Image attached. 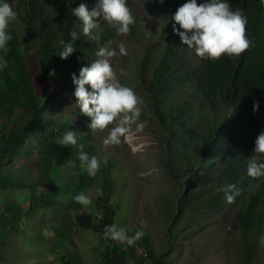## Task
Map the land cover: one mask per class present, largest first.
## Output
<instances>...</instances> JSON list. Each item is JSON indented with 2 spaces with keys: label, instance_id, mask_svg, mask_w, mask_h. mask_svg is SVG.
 <instances>
[{
  "label": "trees",
  "instance_id": "1",
  "mask_svg": "<svg viewBox=\"0 0 264 264\" xmlns=\"http://www.w3.org/2000/svg\"><path fill=\"white\" fill-rule=\"evenodd\" d=\"M169 2H170V0H167L166 5H170ZM228 2L230 3L232 10H236V9L242 10L243 14L247 18L246 32H247L249 40L251 41L250 49L247 51V53L244 54L243 57L238 58V59H236L235 57L230 58L227 55H224L216 63L205 62L202 65V67H203L202 68V75H201L202 80L200 81L201 89L205 93L203 94V96L201 98H199L196 101H184L181 99H178L175 102L173 101V102H171V105H170V111L168 113L164 114L162 117L160 116L161 111H160V106L158 104L156 106V110L149 117L155 118L156 116H159V119L162 121V123H165L166 126L170 128L169 130H167V135H168V140H169L171 147H172L171 152H172V154L176 155L174 160H173L174 162L176 161L174 163V170L176 169L175 171H180L182 176H184V174L186 173L187 170L189 173H193V174L196 173V170L198 168L197 167L198 161L205 156V152L208 153L209 162H211V161L218 162L219 161V162L223 163V168L219 172H217L215 174H213V173L210 174V172H209L208 177L206 179H204L202 182H200V185L203 186V191H200V192L192 191V192L188 193L189 200H191L190 208H188V209H191V210H189L191 212V214H190L191 217H195V216L199 215L200 213H202L205 210L204 208H206V207L207 208L205 211L210 213V215L208 213V219H212L214 217V213L216 212L215 209L221 207L225 203V199H223L224 193L217 191L219 186L221 187L222 185H226V184H236L237 187H239L241 189L242 193L249 192V194L247 195L249 197L244 196L241 198V196L238 195L237 198L235 199L238 202H242V208L240 209V211L237 215L236 226L239 227V230H240L241 236H242L240 238V242H241V246H242L241 253H242V256H245V258H246L245 261L248 263L253 258V256L256 254V252L258 250L260 242L258 243L257 240H259V238L261 236H264V235H262V234H264V187H263L264 186L263 185L264 184V178L261 179L260 181H257V183L255 180H253L249 177L247 179L243 178L244 173H242V172H244L243 171V169H244V162L243 161L244 160L242 159V157L240 155L245 149H247L249 147H255V140H256L257 136L259 135V133L262 130H264V9L261 8V5L258 3L257 0H228ZM43 4H44L43 0H19L20 12H19L18 17L21 19V21L23 23V27L21 28L19 26L20 28L18 27L17 30L12 34V39H11L9 46H8L10 49L8 54L6 56L4 54H2V60L6 61L7 67L0 68V128L2 127L0 129V166L3 165L0 167V174H1L0 175V216H1L0 218L2 219V220L0 219V244H4V245L9 244L7 246H11L10 245L11 243L12 244L15 243V245H16V242H15L16 239L13 237H15L14 234H16V235L20 234V232H19L20 227L19 226H21V224L23 223L24 216L27 217V216H30L34 211H36V212L44 211L45 209H48V208H50V210H52V209L58 210L61 208L64 210H71V215H69V218L67 219L66 222H64V223L59 222V223L53 224V226L56 227L59 230V232L62 231V232H60L61 235H64L65 223H70V224L72 223L71 224L72 226L75 223L76 225L81 226V225L86 224V223L87 224H89L91 222L94 223V220L97 221L94 225H97V232H100L101 236H103L104 227L106 225H111L113 223L119 225L120 227L126 228L128 234L133 235L135 233V231L140 230V228H136L135 230H134V228L130 229L129 224H127L125 222L123 223L121 220L114 221L116 218V211H115V209H113L114 204L112 203V200H113L114 196L111 194L113 191L111 190L110 186L101 187L99 197L97 195H94L92 197L89 195L90 189L92 188V186H95L92 178L85 176V174H83L82 172H73L71 174L70 171H66V172L60 173L61 174L60 175L59 171L53 170V169H55V167L58 166L59 163H61L60 161L57 162L56 156H55L56 154L59 153L58 150H55V151L49 150L45 155L41 154L39 156L38 163H33L31 155H32L33 150H34V146L30 144L29 148H28V152H26V155L30 159L29 160L30 162L28 163L25 161L24 163L21 164L22 173L24 172V178L20 177L19 181L15 183L14 188H13V185L11 183H8L10 178L7 177V168H8L7 163L9 161V159L11 158V156L16 155V154H21L24 151V149L26 148V146L29 143H32L33 140H37L38 142H42V144H44L45 147H48L53 142L52 138L55 137L54 138V140H55L57 137L56 135H58V132L62 133V130H66L68 123L71 122L70 116L54 115L52 112L53 109L46 107V105L44 104L43 95H41L40 93H38V91H35V89H34L33 80L34 79H41V77L42 78L47 77L50 74L52 68H56L57 70H60L59 72H61V76L65 77L67 72L71 73L73 70H77L78 68L84 66V64H86L87 62H90L91 60L97 59L96 58L97 56L95 55V53L98 50V46L95 42H92V44L90 42L88 45L89 48H86L85 53L80 55L78 49H80L83 46V41H77L76 40L75 41V47H77V48H76L75 53H73L68 59L61 60L58 53H60L62 51V48L58 44V41L60 39H64L65 41L69 40L70 39L69 32L73 31V29L69 26V23H68L69 22V16L65 11L57 10L56 12L58 14H61V15H59L58 18H53L51 13L49 14L48 6L45 4L43 5ZM29 5H31V7ZM25 12H26V14H24ZM46 19H48V20H46ZM102 23H101V28L103 29V33H102V37H101V41H100V46L107 47V46L111 45L114 40H116L122 36L117 35L115 29L111 28L106 22H102ZM67 26H68V28H67ZM56 28H57V30H56ZM25 33H26V35H25ZM20 34H21V36H20ZM22 34L24 35L23 38L31 37L33 39V45H31L29 43V47L33 46L32 47L33 49L38 48V54H37V60L38 61L36 60V65H37L38 70H35L33 67H31V69L29 70L28 61H27V58L25 57L26 53L28 52L29 49H28L27 45H25L21 42ZM132 34H133V29H131L129 35L122 37L124 44L127 43L128 39L132 36ZM45 42H46V44H45ZM36 44H37V46H36ZM41 46H42V48H41ZM21 47H22V49H21ZM48 52H50V53H48ZM39 54H40V57H39ZM48 54L51 55V58H53L57 54V58L50 59ZM17 55H18V57H17ZM185 55H186V57L188 55H190V52L188 51V49L186 47L180 49L179 47H177L173 43L166 40V41H164L163 48L159 53L158 65H156V64L151 65L152 63L146 64L145 65V71L148 72V69H149L152 72L153 78L160 79V78H162L164 73H166L168 70H172L176 67V69H174V72L172 74H170V77L172 78L173 81H178L179 79H184V77H185L184 73H181L178 70H183L185 68L186 62L184 60H182L185 58ZM72 56H73V58H72ZM42 57H47V58H42ZM24 59H25V61H24ZM75 59H76V61H75ZM124 60H125L124 57L120 58L121 62H124ZM50 62L52 63L53 66L51 65ZM59 63H60V66H59ZM55 64H57L58 66ZM67 64H68V66H67ZM177 64H178V66H177ZM19 65H21V66L17 67ZM47 65H51V66L48 67ZM210 71H211V73H210ZM15 75H16V77H15ZM166 75L168 76V73ZM177 75H178V78H177ZM28 76H29V78H28ZM6 77L8 78L6 81L7 84L5 83ZM24 77H26V78L24 79ZM31 77H33L34 79ZM145 77L148 78L146 74H145ZM18 79H19V81H17ZM24 80H26V81H24ZM235 81H236V83H235ZM9 82L13 83L12 86H11V83H9ZM14 82H15V84H14ZM221 83H222V85H221ZM233 85H236L237 87L233 86ZM22 86H24V87H22ZM16 88H18L20 90H18V89L16 90ZM151 88L155 89L153 87H151ZM222 88H223L224 92H223ZM13 89H15V90H13ZM225 90H226V92H225ZM12 91H13V93H12ZM234 93H235V95H234ZM10 96H11V98H10ZM223 96H224V99H223ZM226 96H228V97H226ZM18 97L20 99H18ZM9 99L12 100V102ZM17 101L21 102V103H18ZM27 101L30 103L29 107H28ZM254 101L259 102V110L255 111V112L253 111V102ZM4 102H5V104H4ZM57 102H58L57 104H59V105H64L67 102V99L65 96H58ZM153 102H155V99L150 101L149 105H151ZM186 102L187 103L189 102V103L187 104ZM242 103H243V105H242ZM35 104H36L37 108L39 107L38 109L35 107ZM15 105H16V107H15ZM17 105H19V106H17ZM44 105H45V107H44ZM180 105H182V106H180ZM12 106H14V107H12ZM21 106L23 108H21ZM220 106H222V107L220 108ZM245 106H246V108H245ZM27 107H28V109H27ZM42 108H43V110H42ZM202 108H204V109H202ZM31 109L33 111H30ZM41 110L43 112H41ZM214 110H216V113ZM25 114H28V115H25ZM232 115H233V117H232ZM25 116H27V117H25ZM199 118H201V119H199ZM42 121H44V122H42ZM219 121H220V123H219ZM195 122H197V123H195ZM215 122H216V124H215ZM46 123L48 124V126H45ZM252 123L255 125H253ZM2 124H4V125H2ZM243 124H244V128H241V126H243ZM28 125H30V126H28ZM246 125H248V126H246ZM29 127H30V129H28ZM229 128H231V129H229ZM11 129H13V130H11ZM16 129L18 132L16 131ZM23 129H25V130H23ZM53 129H55V130H53ZM182 130L184 133H182ZM217 130L219 131V133ZM226 130L227 131L232 130V131L227 132ZM21 131H22V133H21ZM236 131H238L239 133ZM14 132H16L17 135L18 134L19 135L17 136ZM235 134H236V136H235ZM226 135H228V137H226ZM229 136H231V137H229ZM236 139H238V140H236ZM7 140L9 141V143H7L8 142ZM241 146L243 148L244 147L245 148L243 149ZM226 147H228V148H226ZM224 148H225V150H224ZM18 149H19V151H18ZM237 150H239V151H237ZM227 151H229V153ZM217 152H218V154H217ZM225 153H227V154H225ZM195 155L197 156V158L199 160L196 159ZM212 155L216 158L212 157ZM218 155L220 157H218ZM225 157H226V160H225ZM217 158H218V160H217ZM192 161H193V163H192ZM235 163H237V164H235ZM226 164H228V165H226ZM235 165L237 168L235 167ZM56 172H57V174H56ZM35 173L37 175H35ZM49 173H50V175H49ZM54 174L56 176H54ZM238 175H240V176H238ZM1 176H2V179H1ZM76 177H77V179H76ZM6 178H7V180H6ZM227 178H230V181ZM20 179H22V180H20ZM57 180H58V182H57ZM64 180L67 181V183L64 182ZM68 181H69V183H68ZM82 181L84 184L82 183ZM25 182H26V184H25ZM63 182L65 183V185ZM203 182H205L204 185L202 184ZM218 182H221V184H219ZM19 183L21 186L19 185ZM247 184H248V186H247ZM56 185L58 186V188H56L57 187ZM24 186L26 188H24ZM61 186L67 190L66 194H65L66 190L65 189L63 190V188ZM80 186L81 187L83 186V187L81 188ZM209 186H210V188H209ZM260 187H262V188H260ZM85 188H87V189H85ZM206 188H208L209 190ZM215 188H217V189H215ZM57 189H58V191H57ZM4 190H6V191H4ZM19 190L25 191L26 194L31 195V196L27 195L26 200H25V198H22V197L15 198V202L16 203H24L25 201H28L31 203V207L26 206V207H22V208L17 210L16 203H14L11 200V197H12L11 194L13 193V196H14L15 192L17 193V191H19ZM68 192H70L71 198L67 197ZM81 192H83V193H85L91 197V199L94 203V204L92 203V205H90L91 208L89 206L87 208H85L84 206L81 207L80 204L73 202L74 201L72 199L73 196H75L76 194H79ZM58 195H60V197ZM178 197L180 199L181 204L186 202V197L184 195L183 196L179 195ZM204 197L207 199V202L204 199ZM60 198H62V199H60ZM250 198H251V200H250ZM66 199H68V202H66L67 201ZM9 200H11V201H9ZM56 200H57V202H56ZM32 201H34L36 203H34ZM248 201H250V202H248ZM213 202H214V205H213ZM40 203L41 204L43 203L42 204L43 207ZM56 203L59 206H57ZM209 204H210V206H209ZM76 205L78 207H75ZM97 206H99V207H97ZM192 206H194V207L196 206V207L194 208ZM217 206H219V207H217ZM2 208H4V211H2ZM9 208H10V210H9ZM210 208H213V209H210ZM13 209H15V210H13ZM213 210H214V212H213ZM76 211L81 213V215L77 214ZM86 211H88V212H86ZM11 212H12V214H11ZM194 212H196L197 215ZM13 213H14V215H13ZM28 213H30V214H28ZM43 213H45V211ZM5 215H7V216L5 217ZM9 215L13 216V217H10ZM17 215H19V216H17ZM20 215H22V217ZM101 215L103 217L100 219ZM256 217H257V219H255ZM13 218H15V220ZM20 218H22V219H20ZM104 218H106V220ZM258 218H259V220H258ZM80 219H82V222H79ZM167 219L170 220L169 221L170 224L168 226L169 228H168L167 236H168L170 245H172L174 240L177 238L179 231L182 230V228L183 229L187 228L188 224L186 222H182V221L180 222L177 220H173L169 213L167 214ZM69 220H71V221H69ZM7 221H8V223L12 221L11 224H12V228L14 227L13 230H12V228L10 230L11 224L9 223L10 225L8 226V224L6 223ZM200 222H201L200 219L197 220V223H200ZM249 223H251V224L249 225ZM15 224H16V226H15ZM17 224H18V226H17ZM172 224H173V226H172ZM257 226H258V228H257ZM5 227H6V229H5ZM132 230H134V231H133V233L130 234V232ZM4 232H5L6 236L4 235ZM2 233H3V235H2ZM258 234H259V236H258ZM174 236H175V239H174ZM243 236H244V238H243ZM255 237L257 239H255ZM242 238H243V240H242ZM12 239L15 241L12 242L13 241ZM10 241H11V243H10ZM143 241H145V242L143 243ZM141 242L143 243V246H142ZM254 242L255 243L257 242L256 245ZM139 243H140L142 248L140 247ZM251 243H253L254 245ZM119 245L120 244L117 241H114V245H112L110 243L104 244L103 245L104 249L105 250L107 248L108 249L104 252L103 260L99 264H101V263L102 264H108V263L109 264H123L122 260L127 259V258L133 259L134 264L136 262H137L136 264H171L172 260L168 256L169 247L162 248V247L158 246L155 243V241H153L151 239V235L149 233L145 232V235L143 236V238L141 240L137 241L136 244L134 245V247L128 246L127 244H123L124 247H126L128 250H122ZM59 247H60V245H59ZM3 249H6V248H2V251H3ZM136 249L137 250L140 249L141 251L140 250L136 251ZM107 252H109V253H107ZM245 252H246V254H245ZM4 257L6 258L7 254L2 253L0 255V260L5 263L8 260L4 259ZM14 258H15V256H14ZM135 260H137V261L135 262ZM0 264H3V263H0Z\"/></svg>",
  "mask_w": 264,
  "mask_h": 264
},
{
  "label": "clouds",
  "instance_id": "2",
  "mask_svg": "<svg viewBox=\"0 0 264 264\" xmlns=\"http://www.w3.org/2000/svg\"><path fill=\"white\" fill-rule=\"evenodd\" d=\"M43 1L48 6L49 14L51 13L53 18H58L61 15L56 12L57 10L65 11L69 16V26L73 29L69 32V40L60 39L58 41L62 48V51L58 53L61 60L68 59L76 51V40L83 41V46L79 49L80 55L85 53L90 42H95L98 46L95 53L97 59L87 62L71 73L67 72L65 77L61 76L59 70L52 68L47 77L38 79L42 84L39 85L37 79L33 80L34 89L43 95L46 107L52 108L54 115L70 116L71 122L68 123L66 130H62V133L58 132L56 139L48 147H44L42 142L33 140L32 144L29 143L21 154L11 156L7 163V177L10 178L9 182L13 186L20 177H24L21 164L30 160L26 155L30 144L35 146L31 155L32 161L36 157V161L33 163H38L41 154L45 155L49 150H58L59 154L55 156L57 162L61 163L53 170L59 171V173L70 171L71 174L82 172L92 178L95 188L90 189V196H99L101 187L120 184L127 188L135 185L141 156L146 147L140 149L139 154L129 161L130 165L125 169H118L120 161L114 155L111 156L112 150L123 145L133 146L129 137L136 131H143L147 119L153 120L163 133H167L170 128L162 123L159 116L149 117L156 110V106L159 104L162 117L170 111L173 101L178 99L198 100L205 93L200 86L202 65L205 62L216 63L224 55L230 58H241L251 46L246 32V16L240 9L232 10L228 0H170V5H166L167 0H142L141 8L134 0ZM257 1L264 9V0ZM19 12V0H0V68L7 67L6 61L2 60V54L5 56L8 54L12 34L19 27L14 25L15 19L23 27V23L18 17ZM154 13L159 16L157 20H153ZM142 18L147 19L142 20ZM102 22H106L115 29L119 36H127L133 29L131 37L136 40L137 49L145 58L142 68L136 65L137 78L138 75L142 77L141 85L147 95L140 93L134 78L125 75L129 70L122 68L123 63L131 59L132 55L127 51L129 48L123 42L118 45V49L100 46L103 33ZM156 34L158 35L156 41L150 46L145 45L144 42ZM23 37L22 34L21 42L29 49L26 53L29 70L31 67L38 70L36 65L38 48L29 47V43L33 45V39L29 40V38ZM166 40L180 49L186 47L190 52V55L183 59L186 62L185 68L178 70L184 73V79L172 80L170 74L176 67L168 70L160 79L153 78L149 69L148 72L145 71L146 64L158 65L159 53ZM131 53H133L132 50ZM192 56L197 59L195 67L191 65ZM121 57L125 58L124 62L120 61ZM53 58H57V54ZM116 59L120 63L116 62ZM145 74L148 78L145 77ZM48 80H50L49 83H47ZM175 88L179 94L177 93L175 98H171L170 92ZM44 94L55 95L54 100L52 98L45 99ZM58 96H65L67 102L64 105L57 104ZM154 99L155 102L149 105L150 101ZM145 105L148 106L151 114L146 115ZM64 106L71 107L68 114L63 112ZM258 110L259 102L254 101L253 111ZM182 133H184L183 130ZM166 142L169 144L166 157L158 159L154 166L162 168L167 178L171 179L181 172L174 170L175 162L173 160L176 155L171 152L172 147L168 138ZM240 156L244 160L245 179L249 177L257 183L264 178V130L257 136L255 147L245 149ZM196 159L198 158L196 157ZM204 166L207 168L206 171L202 169ZM222 168V162H209L208 153L205 152V156L198 161L195 174L189 173L188 170L184 176L181 174V180L178 184H174L171 190V193H174L177 198L179 210H188L191 203L188 193L202 191L203 186L200 185V182L208 177L209 172L216 173ZM152 174H154V170L145 171L140 176V180L142 181L144 177ZM103 181L105 183H102ZM92 190H95L96 193L93 194ZM217 191L224 193L225 203L216 208L215 213L234 211L233 227L239 231L241 238V232L236 226V219L242 208V202L235 199L238 195L247 196L249 192L242 193L236 184L222 185ZM66 192L67 190L65 194ZM111 194L115 196V193ZM179 195H184L186 202L181 204ZM90 196L81 192L73 196L72 199L87 208L93 203ZM67 197L71 198L70 192ZM164 199L166 196L161 198V200ZM112 203L115 204L114 200ZM172 203L173 199L164 202L163 209H165V213L170 214L173 220H176L167 209ZM46 210H50V208ZM41 212L44 211L33 212L26 217L27 221ZM76 213L81 215L77 211ZM102 217L101 215L100 219ZM114 221H117V217ZM44 223H46L44 228L48 232L54 231H49L51 224L46 221ZM168 226L169 224L166 225V228H169ZM146 227V223L142 221L141 228L138 227L140 230L129 235L126 228L113 223L104 227L103 236L98 232V238L103 242V245L106 243L114 245V241H117L122 250H128L123 244L135 245L145 235L143 229ZM23 228H20L18 236L22 235ZM151 239L153 240L152 237ZM259 242L258 250L249 262L254 261L260 249H264V236L259 238Z\"/></svg>",
  "mask_w": 264,
  "mask_h": 264
},
{
  "label": "rangeland",
  "instance_id": "3",
  "mask_svg": "<svg viewBox=\"0 0 264 264\" xmlns=\"http://www.w3.org/2000/svg\"><path fill=\"white\" fill-rule=\"evenodd\" d=\"M134 1L141 8L142 0H134ZM153 16H154L153 20H157L159 17V16L157 17V15H155V13L153 14ZM145 19H147V18H142V20H145ZM14 25L20 26L21 24L17 21V19H15ZM21 28H22V26H21ZM157 36L158 35L156 34L153 36V38L146 40L144 42L145 45L150 46L151 44H153L156 41ZM122 37H124V36H122ZM122 37H119L118 39L114 40L112 42V44L107 46V47L113 48V49H118V45L121 42H123ZM28 38H29V40H32L31 37H28ZM125 45L127 48H129V49H127L128 53L132 55L131 59L129 61L123 63L122 68L127 70V71L129 70L128 73L125 75L131 76L132 78H134L133 80H134V82L137 83V88H139L140 93L142 95H144V94L147 95L146 91L144 90V88L141 85L142 84V77L140 75H138V78H137V67H136V65H138L140 68H142L143 64H144L143 60L145 58L143 57L142 54H140L139 50L137 49V43L133 37H130L128 39L127 43H125ZM131 50L133 51V53H131ZM191 58H192L191 59L192 60L191 65H192V67H195L197 59L194 56H192ZM116 62L120 63V61L118 59H116ZM111 63H112V58H111ZM118 70H119V67H118ZM37 81H38V79H37ZM39 81H38V83L42 84V82L41 81L39 82ZM49 82H50V80L47 81V83H49ZM177 93L179 94L178 90L176 88L173 89V91L170 92V97L175 98L177 96ZM44 97H45V99L46 98H52L54 100L55 95L44 94ZM70 109H71V107L64 106L62 110L64 113L68 114L70 112L69 111ZM145 109H146V111H145L146 115H149L152 113L151 111L148 110L147 105H145ZM144 125H145V127H144L143 131H140V132L136 131L133 136L129 137V140L131 141V143L134 141L132 143L133 146L123 145L121 147H117V148H114L112 150L111 156L114 155L120 161L118 169H125L130 165L129 161L133 157H136L139 154L140 149L143 147H146L145 151L142 153V156H141V160L139 163V171L141 170V172L138 173V176L135 180V185H132V186L127 187V188H124L120 184H115L113 186L115 189V191H114L115 196H114L113 200L115 201V205H117V206H115L116 207V213L121 211L116 216V217H118L117 221H119V219L122 218L120 220L123 223L125 222V223L129 224L130 229L134 228V230L138 227L141 228V222L142 221L145 222L147 227L144 228L143 230L146 233H149L151 235V237L153 238L155 243L162 248L169 247L170 251H168V256L172 260L171 264H201V263L202 264H246L247 263V262H245L246 258H245V256H242V253L240 251V248L242 250V246H241V242H240V233L236 228L233 227V222H234V220H233L234 219L233 218L234 212L233 211L227 210L224 213H219V212L215 213L216 216L214 214L215 217H213L214 218L213 220L212 219L209 220L207 217L208 212L203 211V213H200V216L199 215L195 216L196 217V220H195V217L189 216L191 214L190 211L188 212V210H186V211L185 210H179V205L176 204L177 201H175V200H177V198H175L174 193H171V190H172L173 185L177 184L181 180V178H182L181 174L178 173L177 176L172 177L171 179H168L167 176L165 175V173L163 172L162 168L154 166L155 162L158 159H164L166 157L165 154H166V151H167L168 146H169V144L166 142L168 135H167V133H163L159 129V127L157 125H155L153 120L147 119V121ZM153 148H155V149H153ZM162 153L164 155H162ZM158 154H159V156H158ZM33 161H36V157L33 158ZM122 163H123V166H122ZM148 170H154V174L147 176V177H144L143 180L141 181L140 176L142 175L143 172L148 171ZM163 178L166 180H164ZM138 188H139V190L137 191ZM160 188H162V189H160ZM136 191H137V194H136ZM95 192H96L95 190L94 191L92 190L93 194H95ZM23 193H25V194H23ZM11 195H12L11 200L14 203H15V198H18V197L26 198L27 197L26 192H24V191L22 192V190H19L14 196H13V193ZM24 195H26V197ZM167 195L172 196V199H173L172 205L171 206L169 205V208H168V211L174 216L173 218L176 219L177 221L186 222L188 224L187 228L179 231L178 237L174 240V243L172 246L171 245L169 246V241H168L169 239L167 236L168 231L166 233V230H168V228H166V225L170 224V222L167 219V213L164 214V212H165V210L163 209L164 208V200H163V202L161 200V198L163 196H166V198H168ZM159 196L161 198H159ZM132 201L134 204L132 203ZM16 205L18 206L17 209H20L21 207H24V206L26 207L27 205L31 206V203H29L28 201H25L24 203H16ZM118 209H120V210H118ZM175 210L178 212H176ZM2 211H4V208H2ZM44 211H45V213L42 214V212H41V213L35 215L34 217H32L28 221H27L26 217H24V220H23L24 224L19 226L20 228L24 227L22 230V236L18 237V235L15 234L16 245L10 244L11 246H7L9 244H6V245L0 244V255L2 253L9 254L7 256L8 259L5 258L8 261H6L5 263L3 262V264H46V262H47V264H62V263L63 264H67V263L68 264H79V261H80V264H97V263L99 264L103 260V254L105 252V249L103 246V242L98 238L97 225H94L97 222L96 220H94V223H89V224L86 223V224H83L81 226H78L75 223L73 224V226L71 225L72 223L71 224L65 223L64 235H61V234H59V230L56 227H54L53 224L59 223V222H61V223L66 222L67 219L69 218V215H71V210L52 209V210L47 211L45 209ZM131 211H133L134 213ZM55 216H56V218H55ZM204 216H205V218H204ZM230 217H232V218H230ZM42 218L44 221L42 220ZM53 218H55L56 221ZM199 219H202V220L198 224L197 220H199ZM47 220H49V221H47ZM191 220L194 221L193 224H191L193 222ZM45 221L48 224H51V228L49 229V231L54 230L53 232H48V230L46 228H44L45 224H46V223H44ZM38 222H40L41 225ZM79 222H82V219H80ZM34 223L36 226L34 225ZM194 224L196 225V227H194L195 226ZM207 225L209 226L208 230H207V228H208ZM197 227H199V228H197ZM28 228H29V230H28ZM37 229H40V230H37ZM134 230H132L130 232V234L133 233ZM191 230H193V231H191ZM204 230H207V231L204 232ZM30 232H32V233H30ZM43 232H44V234L48 233L49 235H43ZM74 232H75V234H74ZM197 232H200V233H197ZM52 237H53V239H52ZM19 238H20V240H19ZM27 238H28V240H27ZM34 238H36V239H34ZM206 241H208V242H206ZM72 242H73V244H72ZM234 242H237V244L236 243L234 244ZM100 244H102V245H100ZM230 244H232V245H230ZM59 245H60V247H59ZM237 246H239V247H237ZM176 247H177V249H175ZM2 248H6V249H3V251H2ZM75 248H77V249H75ZM62 249L64 251L60 252ZM17 251H19V253ZM237 251L239 253H237ZM66 252H67V254H65ZM92 253L95 255H93ZM90 254H91V256H90ZM238 254H240L241 257ZM56 255L58 256V258H56L57 257ZM70 255H72V256H70ZM14 256H15V258H14ZM94 258H96V259H94ZM205 258H206V260H205ZM50 260H51V262H50ZM60 261H62V262H60ZM0 263H2L1 260H0ZM123 264H134V262H133V259L127 258L126 262H125V260H123ZM247 264H264V249H260L258 252V255L254 259V261L248 262Z\"/></svg>",
  "mask_w": 264,
  "mask_h": 264
},
{
  "label": "bare ground",
  "instance_id": "4",
  "mask_svg": "<svg viewBox=\"0 0 264 264\" xmlns=\"http://www.w3.org/2000/svg\"><path fill=\"white\" fill-rule=\"evenodd\" d=\"M27 2H28V1H27ZM28 3H29V2H28ZM26 4H27V3H26ZM256 4H257V3H256ZM43 5H44V4H43ZM29 6L31 7V5H29ZM43 8H44V7H43ZM23 10H24V9H23ZM29 11H30V10H29ZM47 12H48V11H47ZM24 14H26V12H25ZM65 16H66V15H65ZM143 16H144V15H143ZM24 17H25V16H24ZM49 17H50V16H49ZM149 17H150V16H149ZM157 17H158V16H157ZM66 18H67V17H66ZM66 18H65V19H66ZM48 19H49V18H48ZM48 19H46V20H48ZM65 19H64V20H65ZM66 20H67V19H66ZM33 21H34V20H33ZM29 22H30V21H29ZM66 22H67V21H66ZM16 23H17V22H16ZM58 24H59V23H58ZM102 24H103V23H102ZM39 26H40V25H39ZM39 26H38V27H39ZM55 26H56V25H55ZM20 27H21V25H20ZM20 27H19V28H20ZM59 27H60V26H59ZM24 28H25V27H24ZM67 28H68V26H67ZM104 28H105V27H104ZM64 29H65V28H64ZM16 30H17V29H16ZM56 30H57V28H56ZM104 30H105V29H104ZM22 33H23V32H22ZM27 33H28V32H27ZM53 33H54V32H53ZM55 33H56V32H55ZM25 35H26V33H25ZM44 35H45V34H44ZM20 36H21V34H20ZM39 37H40V36H39ZM40 42H41V41H40ZM36 43H37V42H36ZM41 43H42V42H41ZM23 44H24V43H23ZM34 44H35V43H34ZM45 44H46V42H45ZM80 44H81V43H80ZM91 44H92V42H91ZM91 44H90V45H91ZM38 45H39V44H38ZM94 45H95V44H94ZM36 46H37V44H36ZM79 46H80V45H79ZM32 47H33V46H32ZM32 47H31V48H32ZM34 47H35V46H34ZM41 48H42V46H41ZM76 48H77V47H76ZM88 48H89V47H88ZM96 48H97V47H96ZM21 49H22V47H21ZM26 49H27V48H26ZM32 49H33V48H32ZM48 49H49V48H48ZM40 50H41V49H40ZM45 50H46V49H45ZM78 50H79V49H78ZM43 51H44V50H43ZM60 51H61V50H60ZM46 52H47V51H46ZM56 52H57V51H56ZM94 52H95V51H94ZM39 53H40V52H39ZM48 53H50V52H48ZM74 53H75V52H74ZM76 53H77V52H76ZM46 54H47V53H46ZM51 54H52V53H51ZM53 54H54V53H53ZM44 55H45V54H44ZM48 55H49V54H48ZM74 55H75V54H74ZM77 55H78V54H77ZM20 56H21V55H20ZM70 56H71V55H70ZM91 56H92V55H91ZM17 57H18V55H17ZM21 57H22V56H21ZM25 57H26V56H25ZM39 57H40V54H39ZM49 57H50V59H53V58H51V55H49ZM78 57H79V56H78ZM80 57H81V56H80ZM185 57H186V55H185ZM9 58H10V57H9ZM14 58H15V57H14ZM42 58H47V57H42ZM72 58H73V56H72ZM10 59H11V58H10ZM10 59H9V60H10ZM15 59H16V58H15ZM40 60H41V59H40ZM43 60H44V59H43ZM48 60H49V59H48ZM182 60H183V59H182ZM11 61H12V60H11ZM24 61H25V59H24ZM37 61H38V60H37ZM75 61H76V59H75ZM21 62H22V61H21ZM51 62H52V61H51ZM51 62H50V63H51ZM63 62H64V61H63ZM65 62H66V61H65ZM77 62H78V61H77ZM258 62H259V61H258ZM68 63H69V62H68ZM80 63H81V62H80ZM194 63H195V62H194ZM196 63H197V61H196ZM38 64H39V63H38ZM44 64H45V63H44ZM51 65H52V63H51ZM51 65H47V66L50 67ZM55 65H57V64H55ZM84 65H85V64H84ZM20 66H21V65H19V66H17V67H20ZM41 66H42V65H41ZM52 66H53V65H52ZM57 66H58V65H57ZM59 66H60V63H59ZM67 66H68V64H67ZM77 66H78V65H77ZM177 66H178V64H177ZM183 66H184V65H183ZM252 66H253V65H252ZM180 67H181V66H180ZM181 68H182V67H181ZM202 68H203V67H202ZM175 69H176V68H175ZM9 70H10V69H9ZM20 70H21V69H20ZM177 70H178V69H177ZM59 71H60V70H59ZM10 72H11V71H10ZM19 72H20V71H19ZM19 72H18V73H19ZM25 72H26V71H25ZM21 73H22V72H21ZM39 73H40V72H39ZM210 73H211V71H210ZM22 74H23V73H22ZM22 74H21V75H22ZM216 74H217V73H216ZM231 74H232V73H231ZM9 75H10V74H9ZM23 75H24V74H23ZM25 75H26V74H25ZM46 75H47V74H46ZM212 75H213V74H212ZM19 76H20V75H19ZM15 77H16V75H15ZM21 77H22V76H21ZM210 77H211V76H210ZM25 78H26V77H24V79H25ZM28 78H29V76H28ZM31 78H33V77H31ZM177 78H178V75H177ZM3 79H4V78H3ZM7 79H8V78L6 77L5 83H6ZM14 79H15V78H14ZM14 79H13V80H14ZM33 79H34V78H33ZM218 79H219V78H218ZM262 79H263V78H262ZM15 80H16V79H15ZM15 80H14V81H15ZM260 80H261V79H260ZM17 81H19V79H18ZM17 81H16V82H17ZM24 81H26V80H24ZM217 81H218V80H217ZM226 81H227V80H226ZM245 81H246V80H245ZM39 82H40V81H39ZM246 82H247V81H246ZM9 83H11V86H12L13 83H12V82H9ZM235 83H236V81H235ZM244 83H245V82H244ZM6 84H7V83H6ZM14 84H15V82H14ZM21 84H22V83H21ZM9 85H10V84H9ZM39 85H40V84H39ZM221 85H222V83H221ZM240 85H241V84H240ZM11 86H10V87H11ZM233 86H236V85H233ZM22 87H24V86H22ZM236 87H237V86H236ZM227 88H228V87H227ZM11 89H12V88H11ZM17 89H18V88H16V90H17ZM26 89H27V88H26ZM228 89H229V88H228ZM13 90H15V89H13ZM18 90H20V89H18ZM21 90H22V89H21ZM218 90H219V89H218ZM222 90H223V88H222ZM9 91H10V90H9ZM9 91H8V92H9ZM17 92H18V91H17ZM223 92H224V90H223ZM225 92H226V90H225ZM230 92H231V91H230ZM12 93H13V91H12ZM14 94H15V93H14ZM21 94H22V93H21ZM226 94H227V93H226ZM231 94H232V93H231ZM240 94H241V93H240ZM6 95H7V94H6ZM227 95H228V94H227ZM232 95H233V94H232ZM234 95H235V93H234ZM241 95H242V94H241ZM14 96H15V95H14ZM26 96H27V95H26ZM16 97H17V96H16ZM216 97H217V96H216ZM226 97H228V96H226ZM226 97H225V98H226ZM234 97H235V96H234ZM237 97H238V96H237ZM10 98H11V96H10ZM200 98H201V97H200ZM244 98H245V97H244ZM18 99H20V98L18 97ZM40 99H41V98H40ZM223 99H224V96H223ZM234 99H235V98H234ZM248 99H249V98H248ZM9 100H10V99H9ZM14 100H15V99H14ZM235 100H236V99H235ZM239 100H240V99H239ZM242 100H243V99H242ZM245 100H246V99H245ZM10 101L12 102V100H10ZM42 101H43V100H42ZM218 101H219V100H218ZM17 102H18V101H17ZM27 102H28V101H27ZM39 102H40V101H39ZM183 102H184V101H183ZM183 102H182V103H183ZM229 102H230V101H229ZM243 102H244V101H243ZM246 102H247V101H246ZM18 103H21V102H18ZM186 103H187V102H186ZM188 103H189V102H188ZM188 103H187V104H188ZM190 103H191V102H190ZM219 103H220V102H219ZM239 103H240V102H239ZM4 104H5V102H4ZM29 104H30V103L28 102V107L30 106ZM61 104H62V103H61ZM205 104H206V103H205ZM245 104H246V103H245ZM245 104H244V105H245ZM13 105H14V104H13ZM236 105H237V104H236ZM236 105H235V106H236ZM240 105H241V104H240ZM242 105H243V103H242ZM17 106H19V105H17ZM22 106H23V105H22ZM22 106H21V108H23ZM180 106H182V105H180ZM198 106H199V105H198ZM204 106H205V105H204ZM212 106H213V105H212ZM247 106H248V105H247ZM7 107H8V106H7ZM12 107H14V106H12ZM15 107H16V105H15ZM28 107H27V109H28ZM35 107H36V104H35ZM42 107H43V106H42ZM44 107H45V105H44ZM44 107H43V108H44ZM207 107H208V106H207ZM221 107H222V106H220V108H221ZM24 108H25V107H24ZM36 108H37V107H36ZM38 108H39V107H38ZM38 108H37V109H38ZM43 108H42V110H43ZM194 108H195V107H194ZM198 108H199V107H198ZM240 108H241V107H240ZM245 108H246V106H245ZM202 109H204V108H202ZM211 109H212V108H211ZM214 109H215V108H214ZM227 109H228V108H227ZM34 110H35V109H34ZM42 110H41V112H43ZM194 110H195V109H194ZM234 110H235V109H234ZM30 111H33V110L31 109ZM214 111H215V113H216V110H214ZM240 111H241V110H240ZM242 111H243V110H242ZM47 112H48V111H47ZM194 112H195V111H194ZM197 112H198V111H197ZM236 112H237V111H236ZM29 113H30V112H29ZM183 113H184V112H183ZM208 113H209V112H208ZM240 113H241V112H240ZM184 114H185V113H184ZM190 114H191V113H190ZM229 114H230V113H229ZM242 114H243V113H242ZM25 115H28V114H25ZM29 115H30V114H29ZM31 115H32V114H31ZM42 116H43V115H42ZM186 116H187V115H186ZM192 116H193V115H192ZM200 116H201V115H200ZM209 116H210V115H209ZM228 116H229V115H228ZM237 116H238V115H237ZM240 116H241V115H240ZM25 117H27V116H25ZM189 117H190V116H189ZM217 117H218V116H217ZM225 117H226V116H225ZM232 117H233V115H232ZM29 119H30V118H29ZM194 119H195V118H194ZM199 119H201V118H199ZM225 119H226V118H225ZM68 120H69V119H68ZM188 120H189V119H188ZM204 120H205V119H204ZM211 121H212V120H211ZM214 121H215V120H214ZM42 122H44V121H42ZM217 122H218V121H217ZM242 122H243V121H242ZM52 123H53V122H52ZM147 123H148V122H147ZM150 123H151V122H150ZM195 123H197V122H195ZM201 123H202V122H201ZM203 123H204V122H203ZM207 123H208V122H207ZM219 123H220V121H219ZM225 123H226V122H225ZM225 123H224V124H225ZM32 124H33V123H32ZM32 124H31V125H32ZM193 124H194V123H193ZM215 124H216V122H215ZM241 124H242V123H241ZM245 124H246V123H245ZM252 124H253V123H252ZM2 125H4V124H2ZM155 125H156V124H155ZM191 125H192V124H191ZM213 125H214V124H213ZM253 125H255V124H253ZM28 126H30V125H28ZM45 126H48V124L46 123ZM62 126H63V125H62ZM192 126H193V125H192ZM198 126H199V125H198ZM220 126H221V125H220ZM246 126H248V125H246ZM63 127H64V126H63ZM221 127H222V126H221ZM234 127H235V126H234ZM257 127H258V126H257ZM1 128H2V127H1ZM1 128H0V129H1ZM11 128H12V127H11ZM58 128H59V127H58ZM219 128H220V127H219ZM241 128H244V124H243V126H241ZM246 128H247V127H246ZM28 129H30V127H29ZM56 129H57V128H56ZM221 129H222V128H221ZM229 129H231V128H229ZM236 129H237V128H236ZM11 130H13V129H11ZM23 130H25V129H23ZM23 130H22V131H23ZM51 130H52V129H51ZM53 130H55V129H53ZM234 130H235V129H234ZM244 130H245V129H244ZM16 131H17V129H16ZM22 131H21V133H22ZM217 131H218V130H217ZM226 131H227V130H226ZM231 131H232V130H231ZM231 131H227V132H231ZM17 132H18V131H17ZM51 132H52V131H51ZM57 132H58V131H57ZM236 132H238V131H236ZM14 133L16 134V132H14ZM218 133H219V131H218ZM238 133H239V132H238ZM139 134H140V133H139ZM220 134H221V133H220ZM230 134H231V133H230ZM236 134H237V133H236ZM236 134H235V136H236ZM240 134H241V133H240ZM16 135H17V134H16ZM18 135H19V134H18ZM18 135H17V136H18ZM140 135H141V134H140ZM223 135H224V134H223ZM56 136H57V135H56ZM132 136H133V135H132ZM134 137H135V136H134ZM213 137H214V136H213ZM226 137H228V135H226ZM229 137H231V136H229ZM254 137H255V136H254ZM3 138H4V137H3ZM54 138H55V137H54ZM54 138H52L53 141H54ZM217 138H218V137H217ZM37 139H38V138H37ZM8 140H9V139H8ZM8 140H7V141H8ZM199 140H200V139H199ZM224 140H225V139H224ZM229 140H230V139H229ZM231 140H232V139H231ZM233 140H234V139H233ZM236 140H238V139H236ZM195 141H196V140H195ZM25 142H26V141H25ZM133 142H134V141H133ZM133 142H132V143H133ZM247 142H248V141H247ZM5 143H6V142H5ZM7 143H9V141H8ZM225 143H226V142H225ZM233 143H234V142H233ZM239 143H240V142H239ZM31 144H32V143H31ZM134 144H135V143H134ZM202 144H203V143H202ZM213 145H214V144H213ZM7 146H8V145H7ZM7 146H6V147H7ZM43 146L45 147L44 144H43ZM127 146H128V145H127ZM142 146H143V145H142ZM142 146H141V147H142ZM157 146H158V145H157ZM218 146H219V145H218ZM223 146H224V145H223ZM34 147H35V146H34ZM139 147H140V146H139ZM158 147H159V146H158ZM241 147H242V146H241ZM164 148H165V147H164ZM212 148H213V147H212ZM214 148H215V147H214ZM226 148H228V147H226ZM242 148H243V147H242ZM244 148H245V147H244ZM244 148H243V149H244ZM134 149H135V148H134ZM153 149H155V148H153ZM135 150H136V149H135ZM216 150H217V149H216ZM224 150H225V148H224ZM240 150H241V149H240ZM18 151H19V149H18ZM51 151H52V150H51ZM54 151H55V150H54ZM154 151H155V150H154ZM163 151H164V150H163ZM230 151H231V150H230ZM237 151H239V150H237ZM130 152H131V151H130ZM188 152H189V151H188ZM218 152H219V151H218ZM218 152H217V154H218ZM227 152L229 153V151H227ZM17 153H18V152H17ZM145 153H146V152H145ZM214 153H215V152H214ZM53 154H54V153H53ZM58 154H59V153H58ZM223 154H224V153H223ZM225 154H227V153H225ZM238 154H239V153H238ZM162 155H164V154L162 153ZM188 155H189V154H188ZM213 155H214V154H213ZM213 155H212V157H214ZM219 155H220V154H219ZM219 155H218V157H220ZM158 156H159V154H158ZM195 156H196V155H195ZM222 156H223V155H222ZM41 157H42V156H41ZM162 157H163V156H162ZM196 157H197V156H196ZM226 157H227V156H226ZM214 158H216V157H214ZM192 159H193V158H192ZM34 160H35V159H34ZM189 160H190V159H189ZM193 160H194V159H193ZM195 160H196V159H195ZM213 160H214V159H213ZM217 160H218V158H217ZM225 160H226V159H225ZM236 160H237V159H236ZM236 160H235V161H236ZM238 160H239V159H238ZM197 161H198V160H197ZM29 162H30V161H29ZM29 162H28V163H29ZM32 162H33V161H32ZM148 162H149V161H148ZM148 162H147V163H148ZM175 162H176V161H175ZM211 162H213V161H211ZM218 162H219V161H218ZM3 163H4V162H3ZM3 163H2V164H3ZM147 163H146V164H147ZM192 163H193V161H192ZM239 163H240V162H239ZM182 164H183V163H182ZM189 164H190V163H189ZM235 164H237V163H235ZM240 164H241V163H240ZM240 164H239V165H240ZM120 165H121V164H120ZM226 165H228V164H226ZM1 166H3V165H1ZM1 166H0V167H1ZM122 166H123V163H122ZM237 166H238V165H237ZM46 167H47V166H46ZM178 167H179V166H178ZM195 167H196V166H195ZM197 167H198V166H197ZM235 167H236V165H235ZM238 167H239V166H238ZM122 168H123V167H122ZM179 168H180V167H179ZM183 168H184V167H183ZM186 168H187V167H186ZM230 168H231V167H230ZM236 168H237V167H236ZM236 168H235V169H236ZM242 168H243V167H242ZM2 169H3V168H2ZM42 169H43V168H42ZM184 169H185V168H184ZM194 169H195V168H194ZM202 169H203L204 171L207 170V168H206L205 166L202 167ZM226 169H227V168H226ZM228 169H229V168H228ZM235 169H234V170H235ZM175 170H176V169H175ZM232 170H233V169H232ZM41 171H42V170H41ZM48 171H49V170H48ZM194 171H195V170H194ZM224 171H225V170H224ZM236 171H237V170H236ZM240 171H241V170H240ZM243 171H244V169H243ZM139 172H141V170H140ZM182 172H183V171H182ZM227 172H228V171H227ZM227 172H226V173H227ZM238 172H239V171H238ZM47 173H48V172H47ZM160 173H161V172H160ZM216 173H217V172H216ZM242 173H243V172H242ZM56 174H57V172H56ZM59 174H60V173H59ZM76 174H77V173H76ZM81 174H82V173H81ZM210 174H212V173H210ZM213 174H215V173H213ZM0 175H1V174H0ZM35 175H37V174L35 173ZM49 175H50V173H49ZM60 175H61V174H60ZM160 175H161V174H160ZM2 176H3V175H2ZM2 176H1V179H2ZM54 176H56V175L54 174ZM72 176H73V175H72ZM85 176H86V175H85ZM176 176H177V175H176ZM211 176H212V175H211ZM220 176H221V175H220ZM223 176H224V175H223ZM238 176H240V175H238ZM242 176H243V175H242ZM74 177H75V176H74ZM218 177H219V176H218ZM231 177H232V176H231ZM231 177H230V178H231ZM23 178H24V177H23ZM37 178H38V177H37ZM50 178H51V177H50ZM50 178H49V179H50ZM66 178H67V177H66ZM180 178H181V177H180ZM230 178H227V179H229V181H230ZM243 178H244V177H243ZM3 179H4V178H3ZM74 179H75V178H74ZM76 179H77V177H76ZM163 179H164V178H163ZM213 179H214V178H213ZM225 179H226V178H225ZM225 179H224V180H225ZM231 179H232V178H231ZM6 180H7V178H6ZM20 180H22V179H20ZM27 180H28V179H27ZM55 180H56V179H55ZM164 180H166V179H164ZM214 180H215V179H214ZM216 180H217V179H216ZM234 180H235V179H234ZM242 180H243V179H242ZM52 181H53V180H52ZM52 181H51V182H52ZM175 181H176V180H175ZM206 181H207V180H206ZM225 181H226V180H225ZM4 182H5V181H4ZM26 182H27V181H26ZM26 182H25V184H26ZM53 182H54V181H53ZM57 182H58V180H57ZM61 182H62V181H61ZM61 182H60V183H61ZM64 182L67 183V181H65V180H64ZM64 182H63V183H64ZM72 182H73V181H72ZM76 182H77V181H76ZM145 182H146V181H145ZM221 182H222V181H221ZM221 182H218V183L221 184ZM237 182H238V181H237ZM237 182H236V183H237ZM240 182H241V181H240ZM8 183H10V182H8ZM8 183H7V184H8ZM54 183H55V182H54ZM60 183H59V184H60ZM68 183H69V181H68ZM70 183H71V182H70ZM82 183H83V181H82ZM102 183H105V182L103 181ZM163 183H164V182H163ZM166 183H167V182H166ZM244 183H245V182H244ZM260 183H261V182H260ZM83 184H84V183H83ZM177 184H178V183H177ZM202 184L204 185L205 182H203ZM216 184H217V183H216ZM219 184H218V185H219ZM19 185H20V183H19ZM49 185H50V184H49ZM62 185H63V184H62ZM64 185H65V183H64ZM213 185H214V184H213ZM258 185H259V184H258ZM263 185H264V184H263ZM7 186H8V185H7ZM20 186H21V185H20ZM20 186H19V187H20ZM22 186H23V185H22ZM56 186H57V185H56ZM206 186H207V185H206ZM206 186H205V187H206ZM247 186H248V184H247ZM61 187H62V186H61ZM64 187H65V186H64ZM80 187H81V186H80ZM82 187H83V186H82ZM82 187H81V188H82ZM110 187H111V190H112L113 193H114V191H115L114 187H113L112 185H110ZM219 187H220V186H219ZM244 187H245V186H244ZM263 187H264V186H263ZM13 188H14V186H13ZM20 188H21V187H20ZM20 188H19V189H20ZM22 188H23V187H22ZM24 188H26V187L24 186ZM56 188H58V186H57ZM62 188H63V187H62ZM94 188H95V186H92V189H94ZM166 188H167V187H166ZM168 188H169V187H168ZM209 188H210V186H209ZM260 188H262V187H260ZM10 189H11V188H10ZM16 189H17V188H16ZM49 189H50V188H49ZM64 189H65V188H63V190H64ZM85 189H87V188H85ZM147 189H148V188H147ZM158 189H159V188H158ZM160 189H162V188H160ZM206 189H208V188H206ZM215 189H217V188H215ZM26 190H27V189H26ZM28 190H29V189H28ZM50 190H51V189H50ZM60 190H61V189H60ZM65 190H66V189H65ZM88 190H89V189H88ZM88 190H87V191H88ZM103 190H104V189H103ZM108 190H109V189H108ZM138 190H139V188L137 189V191H138ZM208 190H209V189H208ZM262 190H263V189H262ZM4 191H6V190H4ZM57 191H58V189H57ZM61 191H62V190H61ZM93 191H94V190H93ZM104 191H105V190H104ZM124 191H125V190H124ZM137 191H136V194H137ZM168 191H169V190H168ZM202 191H203V190H202ZM259 191H260V190H259ZM22 192H23V191H22ZM24 192H25V191H24ZM163 192H164V191H163ZM9 193H10V192H9ZM58 193H59V192H58ZM95 193H96V192H95ZM215 193H216V192H215ZM23 194H25V193H23ZM23 194H22V195H23ZM164 194H165V193H164ZM192 194H193V193H192ZM220 194H221V193H220ZM5 195H6V194H5ZM27 195H28V194H27ZM39 195H40V194H39ZM218 195H219V194H218ZM253 195H254V194H253ZM24 196L26 197V195H24ZM28 196H31V195H28ZM58 196L60 197V195H58ZM64 196H65V195H64ZM182 196H183V195H182ZM199 196H200V195H199ZM205 196H206V195H205ZM208 196H209V195H208ZM3 197H4V196H3ZM3 197H2V198H3ZM47 197H48V196H47ZM59 197H58V198H59ZM92 197H93V196H92ZM96 197H97V196H96ZM98 197H99V196H98ZM217 197H218V196H217ZM247 197H249V196H247ZM29 198H30V197H29ZM31 198H32V197H31ZM44 198H45V197H44ZM54 198H55V197H54ZM64 198H65V197H64ZM103 198H104V197H103ZM159 198H161V197L159 196ZM236 198H237V197H236ZM241 198H242V197H241ZM60 199H62V198H60ZM135 199H136V198H135ZM181 199H182V198H181ZM204 199H205L206 202H207V199H206L205 197H204ZM220 199H221V198H220ZM223 199H224V198H223ZM2 200H3V199H2ZM13 200H14V199H13ZM25 200H26V198H25ZM25 200H24V201H25ZM32 200H33V199H32ZM63 200H64V199H63ZM66 200H67V201H66ZM66 200H65V201L68 202V199H66ZM99 200H100V199H99ZM102 200H103V199H102ZM170 200H172V196H170V197L164 199V202H166V201H170ZM184 200H185V199H184ZM201 200H202V199H201ZM250 200H251V198H250ZM9 201H11V200H9ZM53 201H54V200H53ZM175 201H177V200H175ZM194 201H195V200H194ZM196 201H197V200H196ZM198 201H199V200H198ZM203 201H204V200H203ZM208 201H209V200H208ZM219 201H220V200H219ZM3 202H4V201H3ZM32 202H34V201H32ZM39 202H40V201H39ZM56 202H57V200H56ZM73 202H74V201H73ZM114 202H115V201H114ZM162 202H163V200H162ZM192 202H193V201H192ZM215 202H216V201H215ZM248 202H250V201H248ZM9 203H10V202H9ZM15 203H16V202H15ZM34 203H36V202H34ZM61 203H62V202H61ZM130 203H131V202H130ZM132 203H133V201H132ZM202 203H203V202H202ZM218 203H219V202H218ZM218 203H217V204H218ZM37 204H38V203H37ZM40 204H41V203H40ZM40 204H39V205H40ZM42 204H43V203H42ZM42 204H41V205H42ZM58 204H59V203H58ZM71 204H72V203H71ZM93 204H94V203H93ZM100 204H101V203H100ZM133 204H134V203H133ZM176 204H177V203H176ZM176 204H175V205H176ZM199 204H200V203H199ZM203 204H204V203H203ZM2 205H3V204H2ZM4 205H5V204H4ZM12 205H13V204H12ZM17 205H18V204H17ZM17 205H16V208L18 207ZM39 205H38V206H39ZM56 205H57V203H56ZM74 205H75V204H74ZM77 205H78V204H77ZM77 205H76L75 207H78V206H79V205H78V206H77ZM124 205H125V204H124ZM129 205H130V204H129ZM141 205H142V204H141ZM175 205H174V206H175ZM178 205H179V204H178ZM205 205H206V204H205ZM213 205H214V202H213ZM32 206H33V205H32ZM38 206H37V207H38ZM45 206H46V205H45ZM53 206H54V205H53ZM57 206H59V205H57ZM66 206H67V205H66ZM115 206H117V205L114 204V208H113V209L116 210V207H115ZM160 206H161V205H160ZM196 206H197V205H196ZM196 206H195V207H196ZM203 206H204V205H203ZM203 206H202V207H203ZM209 206H210V204H209ZM12 207H13V206H12ZM24 207H25V206H24ZM30 207H31V206H30ZM42 207H43V205H42ZM46 207H47V206H46ZM51 207H52V206H51ZM81 207H82V205H81ZM89 207H90V206H89ZM97 207H99V206H97ZM127 207H128V206H127ZM134 207H135V206H134ZM172 207H173V206H172ZM192 207H194V206H192ZM195 207H194V208H195ZM199 207H200V206H199ZM217 207H219V206H217ZM14 208H15V207H14ZM21 208H22V207H21ZM39 208H40V207H39ZM55 208H56V207H55ZM90 208H91V207H90ZM128 208H129V207H128ZM175 208H176V207H175ZM197 208H198V207H197ZM203 208H204V207H203ZM206 208H207V207H206ZM206 208H204V209L206 210ZM95 209H96V208H95ZM113 209H112V210H113ZM125 209H126V208H125ZM167 209H168V208H167ZM171 209H172V208H171ZM208 209H209V208H208ZM208 209H207V210H208ZM210 209H213V208H210ZM9 210H10V208H9ZM13 210H15V209H13ZM13 210H12V211H13ZM17 210H18V209H17ZM17 210H16V211H17ZM61 210H63V209L61 208ZM118 210H120V209H118ZM123 210H124V209H123ZM164 210H165V209H164ZM164 210H163V211H164ZM188 210H191V209H188ZM195 210H196V209H195ZM198 210H199V209H198ZM205 210H204V211H205ZM47 211H48V210H47ZM101 211H102V210H101ZM113 211H114V210H113ZM124 211H125V210H124ZM175 211H176V210H175ZM185 211H186V210H185ZM211 211H212V210H211ZM8 212H9V211H8ZM8 212H7V213H8ZM24 212H25V211H24ZM34 212H35V211H34ZM53 212H54V211H53ZM57 212H58V211H57ZM120 212H121V211H120ZM120 212H118V213H120ZM125 212H126V211H125ZM131 212H133V211H131ZM176 212H178V211H176ZM188 212H189V211H188ZM200 212H201V211H200ZM213 212H214V210H213ZM229 212H230V211H229ZM233 212H234V211H233ZM4 213H5V212H4ZM20 213H21V212H20ZM103 213H104V212H103ZM118 213H117V214H118ZM126 213H127V212H126ZM133 213H134V212H133ZM161 213H162V212H161ZM172 213H173V212H172ZM184 213H185V212H184ZM194 213L196 214V212H194ZM198 213H199V212H198ZM202 213H203V212H202ZM208 213H209V212H208ZM208 213H207V214H208ZM11 214H12V212H11ZM11 214H10V215H11ZM28 214H30V213H28ZM28 214H27V215H28ZM42 214H43V213H42ZM128 214H129V213H128ZM164 214H165V212H164ZM204 214H205V213H204ZM214 214H215V213H214ZM226 214H227V213H226ZM226 214H225V215H226ZM232 214H233V213H232ZM10 215H9V216H10ZM13 215H14V213H13ZM102 215H103V214H102ZM129 215H130V214H129ZM184 215H185V214H184ZM196 215H197V214H196ZM202 215H203V214H202ZM209 215H210V213H209ZM6 216H7V215H5V217H6ZM9 216H8V217H9ZM17 216H19V215H17ZM20 216L22 217V215H20ZM50 216H51V215H50ZM116 216H117V215H116ZM176 216H177V215H176ZM189 216H190V215H189ZM199 216H200V214H199ZM199 216H198V217H199ZM215 216H216V214H215ZM215 216H214V217H215ZM0 217H1V216H0ZM10 217H13V216H10ZM24 217H25V216H24ZM105 217H106V216H105ZM173 217H174V216H173ZM207 217H208V216H207ZM220 217H221V216H220ZM43 218H44V217H43ZM43 218H42V220H43ZM55 218H56V216H55ZM55 218H53V219L56 221ZM117 218H118V217H117ZM119 218H120V217H119ZM180 218H181V217H180ZM200 218H201V217H200ZM204 218H205V216H204ZM230 218H232V217H230ZM0 219H1V218H0ZM13 219L15 220V218H13ZM20 219H22V218H20ZM45 219H46V218H45ZM104 219L106 220V218H104ZM113 219H114V218H113ZM120 219H122V218H120ZM120 219H119V220H120ZM169 219H170V218H169ZM213 219H214V218H212V220H213ZM255 219H257V217H256ZM1 220H2V219H1ZM37 220H38V219H37ZM37 220H36V221H37ZM49 220H50V219H49ZM49 220H47V221H49ZM165 220H166V219H165ZM178 220H179V219H178ZM195 220H196V217H195ZM200 220H202V219H200ZM205 220H206V219H205ZM209 220H210V219H209ZM252 220H253V219H252ZM252 220H251V221H252ZM258 220H259V218H258ZM16 221H17V220H16ZM31 221H32V220H31ZM39 221H40V220H39ZM43 221H44V220H43ZM169 221H170V220H169ZM191 221H193V220H191ZM260 221H261V220H260ZM11 222H12V221H11ZM11 222H9V223L11 224ZM33 222H34V221H33ZM85 222H86V221H85ZM203 222H204V221H203ZM205 222H206V221H205ZM248 222H249V221H248ZM261 222H262V221H261ZM6 223L8 224V226L10 225V224L8 223V221H7ZM15 223H16V222H15ZM17 223H18V222H17ZM38 223L40 224V222H38ZM63 223H64V222H63ZM91 223H92V222H91ZM106 223H107V222H106ZM188 223H189V222H188ZM193 223H194V221H193L191 224H193ZM185 224H186V223H185ZM198 224H199V223H198ZM203 224H204V223H203ZM209 224H210V223H209ZM250 224H251V223H249V225H250ZM252 224H253V223H252ZM259 224H260V223H259ZM34 225H35V223H34ZM40 225H41V224H40ZM186 225H187V224H186ZM194 225H195V224H194ZM213 225H214V224H213ZM218 225H219V224H218ZM255 225H256V224H255ZM3 226H4V225H3ZM15 226H16V224H15ZM17 226H18V224H17ZM29 226H30V225H29ZM35 226H36V225H35ZM172 226H173V224H172ZM189 226H190V225H189ZM203 226H204V225H203ZM207 226H208V225H207ZM259 226H260V225H259ZM261 226H262V225H261ZM25 227H26V226H25ZM40 227H41V226H40ZM194 227H196V225H195ZM194 227H193V228H194ZM210 227H211V226H210ZM230 227H231V226H230ZM11 228H12V224H11ZM11 228H10V229H11ZM13 228H14V227H13ZM13 228H12V230H13ZM30 228H31V227H30ZM50 228H51V227H50ZM197 228H199V227H197ZM232 228H233V227H232ZM238 228H239V227H238ZM254 228H255V227H254ZM257 228H258V226H257ZM5 229H6V227H5ZM17 229H18V228H17ZM26 229H27V228H26ZM71 229H72V228H71ZM182 229H183V228H182ZM208 229H209V226H208L207 230H208ZM218 229H219V228H218ZM259 229H260V228H259ZM3 230H4V229H3ZM28 230H29V228H28ZM37 230H40V229H37ZM200 230H201V229H200ZM207 230H204V232L207 231ZM256 230H257V229H256ZM6 231H7V230H6ZM26 231H27V230H26ZM33 231H34V230H33ZM57 231H58V230H57ZM180 231H181V230H180ZM191 231H193V230H191ZM19 232H20V231H19ZM23 232H24V231H23ZM38 232H39V231H38ZM60 232H62V231H60ZM60 232H59V234H60ZM103 232H104V231H103ZM135 232H136V231H135ZM171 232H172V231H171ZM183 232H184V231H183ZM194 232H195V231H194ZM243 232H244V231H243ZM257 232H258V231H257ZM15 233H16V232H15ZM27 233H28V232H27ZM30 233H32V232H30ZM57 233H58V232H57ZM166 233H167V230H166ZM197 233H200V232H197ZM247 233H248V232H247ZM258 233H259V232H258ZM261 233H262V232H261ZM17 234H18V233H17ZM74 234H75V232H74ZM95 234H96V233H95ZM177 234H178V233H177ZM183 234H184V233H183ZM190 234H191V233H190ZM192 234H193V233H192ZM245 234H246V233H245ZM2 235H3V233H2ZM4 235H5V232H4ZM14 235H15V234H14ZM28 235H29V234H28ZM28 235H27V236H28ZM30 235H31V234H30ZM43 235H45L44 232H43ZM48 235H49V234H48ZM196 235H197V234H196ZM200 235H201V234H200ZM262 235H264V234H262ZM5 236H6V235H5ZM5 236H4V237H5ZM21 236H22V235H21ZM27 236H26V237H27ZM183 236H184V235H183ZM214 236H215V235H214ZM253 236H254V235H253ZM258 236H259V234H258ZM18 237H19V236H18ZM177 237H178V236H177ZM205 237H206V236H205ZM232 237H233V236H232ZM232 237H231V238H232ZM13 238H15V237H13ZM96 238H97V237H96ZM169 238H170V237H169ZM192 238H193V237H192ZM208 238H209V237H208ZM233 238H234V237H233ZM243 238H244V236H243ZM243 238H242V240H243ZM32 239H33V238H32ZM34 239H36V238H34ZM52 239H53V237H52ZM146 239H147V238H146ZM174 239H175V236H174ZM180 239H181V238H180ZM188 239H189V238H188ZM213 239H214V238H213ZM235 239H236V238H235ZM235 239H234V240H235ZM255 239H257V238L255 237ZM12 240H13V239H12ZM19 240H20V238H19ZM25 240H26V239H25ZM27 240H28V238H27ZM27 240H26V241H27ZM42 240H43V239H42ZM77 240H78V239H77ZM77 240H76V241H77ZM172 240H173V239H172ZM172 240H171V241H172ZM14 241H15V240H13L12 242H14ZM23 241H24V240H23ZM95 241H96V240H95ZM97 241H98V240H97ZM168 241H169V240H168ZM187 241H188V240H187ZM231 241H232V240H231ZM15 242H16V241H15ZM68 242H69V241H68ZM70 242H71V241H70ZM144 242H145V241H143V243H144ZM206 242H208V241H206ZM209 242H210V241H209ZM250 242H251V241H250ZM257 242L259 243V240H257ZM257 242H256V243H257ZM10 243H11V241H10ZM141 243H142V242H141ZM143 243H142V246H143ZM147 243H148V242H147ZM171 243H172V242H171ZM189 243H190V242H189ZM235 243L237 244V242H234V244H235ZM238 243H239V242H238ZM245 243H246V242H245ZM254 243H255V242H254ZM256 243H255V245H256ZM11 244H12V243H11ZM14 244H15V243H14ZM27 244H28V243H27ZM72 244H73V242H72ZM207 244H208V243H207ZM209 244H210V243H209ZM251 244H253V243H251ZM2 245H4V244H2ZM23 245H24V244H23ZM70 245H71V244H70ZM100 245H102V244H100ZM100 245H99V246H100ZM139 245H140V243H139ZM144 245H145V244H144ZM204 245H205V244H204ZM230 245H232V244H230ZM253 245H254V244H253ZM13 246H14V245H13ZM13 246H12V247H13ZM18 246H19V245H18ZM18 246H17V247H18ZM20 246H21V245H20ZM24 246H25V245H24ZM29 246H30V245H29ZM56 246H57V245H56ZM71 246H72V245H71ZM105 246H106V245H105ZM119 246H120V245H119ZM146 246H147V245H146ZM149 246H150V245H149ZM171 246H172V245H171ZM179 246H180V245H179ZM213 246H214V245H213ZM249 246H250V245H249ZM120 247H121V246H120ZM133 247H134V245H133ZM140 247H141V245H140ZM147 247H148V246H147ZM177 247H178V246H177ZM177 247H176L175 249H177ZM189 247H190V246H189ZM203 247H204V246H203ZM237 247H239V246H237ZM244 247H245V246H244ZM250 247H251V246H250ZM253 247H254V246H253ZM86 248H87V247H86ZM92 248H93V247H92ZM135 248H136V247H135ZM141 248H142V247H141ZM173 248H174V247H173ZM178 248H179V247H178ZM248 248H249V247H248ZM255 248H256V247H255ZM255 248H254V249H255ZM51 249H52V248H51ZM56 249H57V248H56ZM75 249H77V248H75ZM107 249H108V248H107ZM107 249H106V250H107ZM250 249H251V248H250ZM12 250H13V249H12ZM49 250H50V249H49ZM97 250H98V249H97ZM106 250H105V251H106ZM139 250H140V249H139ZM139 250L136 249V251H139ZM231 250H232V249H231ZM236 250H237V249H236ZM13 251H14V250H13ZM20 251H21V250H20ZM62 251H64V250L62 249L60 252H62ZM140 251H141V250H140ZM169 251H170V250H169ZM199 251H200V250H199ZM205 251H206V250H205ZM233 251H234V250H233ZM240 251H242L241 248H240ZM254 251H255V250H254ZM17 252L19 253V251H17ZM51 252H52V251H51ZM100 252H101V251H100ZM142 252H143V251H142ZM246 252H247V251H246ZM246 252H245V254H246ZM107 253H109V252H107ZM149 253H150V252H149ZM237 253H239V252L237 251ZM252 253H253V252H252ZM254 253H255V252H254ZM52 254H53V253H52ZM60 254H61V253H60ZM65 254H67V252H66ZM92 254H93V253H92ZM143 254H144V253H143ZM151 254H152V253H151ZM164 254H165V253H164ZM204 254H205V253H204ZM204 254H203V255H204ZM8 255H9V254H7V256H8ZM57 255H58V254H57ZM57 255H56V256H57ZM93 255H95V254H93ZM130 255H131V254H130ZM238 255L240 256V254H238ZM253 255H254V254H253ZM20 256H21V255H20ZM70 256H72V255H70ZM90 256H91V254H90ZM113 256H114V255H113ZM149 256H150V255H149ZM164 256H165V255H164ZM246 256H247V255H246ZM9 257H10V256H9ZM12 257H13V256H12ZM68 257H69V256H68ZM77 257H78V256H77ZM79 257H80V256H79ZM240 257H241V256H240ZM253 257H254V256H253ZM6 258H7V257H6ZM53 258H54V257H53ZM56 258H58V256H57ZM59 258H60V257H59ZM69 258H70V257H69ZM80 258H81V257H80ZM108 258H109V257H108ZM151 258H152V257H151ZM151 258H150V259H151ZM197 258H198V257H197ZM201 258H202V257H201ZM242 258H243V257H242ZM4 259H5V257H4ZM7 259H8V258H7ZM7 259H6V260H7ZM54 259H55V258H54ZM60 259H61V258H60ZM60 259H59V260H60ZM65 259H66V258H65ZM70 259H71V258H70ZM76 259H77V258H76ZM94 259H96V258H94ZM110 259H111V258H110ZM77 260H78V259H77ZM79 260H80V259H79ZM108 260H109V259H108ZM112 260H113V259H112ZM124 260H125V262H126V259H124ZM205 260H206V258H205ZM243 260H244V259H243ZM247 260H248V259H247ZM54 261H55V260H54ZM63 261H64V260H63ZM114 261H115V260H114ZM136 261H137V260H135V262H136ZM202 261H203V260H202ZM50 262H51V260H50ZM56 262H57V261H56ZM60 262H62V261H60ZM77 262H78V261H77ZM116 262H117V261H116ZM119 262H120V261H119ZM122 262H123V260H122ZM200 262H201V261H200ZM243 262H244V261H243ZM245 262H246V261H245ZM2 263H3V261H2ZM52 263H53V262H52ZM54 263H55V262H54ZM57 263H58V262H57ZM136 263H137V262H136ZM136 263H135V264H136ZM46 264H47V262H46ZM62 264H63V263H62ZM67 264H68V263H67ZM79 264H80V261H79ZM97 264H98V263H97ZM101 264H102V263H101ZM108 264H109V263H108ZM201 264H202V263H201ZM246 264H247V263H246Z\"/></svg>",
  "mask_w": 264,
  "mask_h": 264
}]
</instances>
